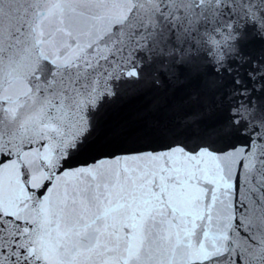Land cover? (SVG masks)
<instances>
[{
  "label": "snow or ice",
  "instance_id": "1",
  "mask_svg": "<svg viewBox=\"0 0 264 264\" xmlns=\"http://www.w3.org/2000/svg\"><path fill=\"white\" fill-rule=\"evenodd\" d=\"M0 264H264V0H0Z\"/></svg>",
  "mask_w": 264,
  "mask_h": 264
}]
</instances>
